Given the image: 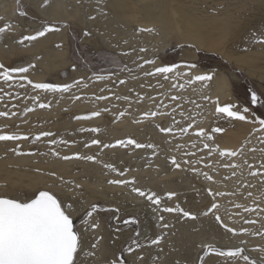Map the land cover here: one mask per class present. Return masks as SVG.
I'll return each mask as SVG.
<instances>
[{"label":"bare ground","instance_id":"bare-ground-1","mask_svg":"<svg viewBox=\"0 0 264 264\" xmlns=\"http://www.w3.org/2000/svg\"><path fill=\"white\" fill-rule=\"evenodd\" d=\"M41 1L46 2L43 7H39ZM76 1L77 0H23V4L27 5L33 12H35L39 16H42L48 21H55L62 25L57 29L53 28L56 30L46 32L43 37H39L37 40L19 43L23 36L35 35L36 32L41 31L45 28H49L50 26L40 25L34 20L21 15L18 11V0H0V27L11 25L10 30H7L3 34V39H0L1 57H4V54H8L11 56L12 51L14 50H19L20 52L25 53L24 61H26L28 67L29 65H31L26 75L28 79L32 80L34 83H43L41 81H44V79H46V75H48V73H57L60 69L67 70L70 73L69 80H72L79 76L80 79H82L85 83L89 81L91 82V86L88 85L87 87H83L78 91H74L75 89L72 88L70 92L65 93L66 95L80 94L79 97L81 98L79 100H70L67 97L66 99L63 98L61 101L59 100L60 103L57 104V108L59 110H57L56 113H54L52 106L43 109L38 107L39 103L47 104L49 102V96H54L52 94L53 92H45L43 90L34 89L32 85L26 83L27 81H25L28 87L27 89H31V92L38 93L39 98L35 104L33 102H30L29 100H26L27 94H22V97H15L11 94L14 97L10 100H14L15 103L10 101L4 108L0 109V111H7L10 113V118L0 117V134L17 133L29 136V133L38 135L41 132L47 131L54 133L55 135L53 137L42 138L40 141L35 143L33 142V137H31V140L28 139L27 141H0V155H3V157L0 156V181L5 182L10 187L12 186L16 189L24 188L26 190L24 197L22 196V198H16L25 200L30 198V193L34 192L38 188H40L41 191H54L58 195L61 194L59 195L60 197L63 196V193L60 191L59 187L63 186L64 183H62L61 178L60 180L63 185H58V174L64 175L65 177L66 175L72 176L73 178L78 180L75 181L83 185V187L88 191L89 201L87 205L94 201L101 200L107 203V205L114 207V204L111 203L113 201L111 200H115V202L117 203L115 207L119 209V212H117V217L119 219L124 216V214H137L138 209H143L146 212V202H143L144 197H142L143 199H140V196L132 192V185L124 186L109 183V181L114 179H126L130 181V178L134 177L135 186L143 190L145 193L146 191H152L156 189L159 193L162 204L167 205V207L173 206L172 208L179 206L185 211H189L197 216V219L195 220L186 218L182 215V213L179 212H174V215L170 216V218L173 219V226L171 229L172 231L170 232L172 248L170 249V251L164 250L161 252V264H175L176 259H180L181 264H189L193 262L196 255L194 251H196L197 245L199 247L203 245H211L222 248L224 250L234 248V246L244 248L245 246L249 245L248 241L245 240L246 237L244 235V238H241V234H239L240 236H238L237 233L233 235L232 233L226 231V228L223 226V224H226L228 227L234 228L236 227V224L234 225V222H232L233 220L231 222L224 221L226 219L225 218L223 220V224H219L218 222L216 223V221H214V219H212L211 217L203 215L204 211L207 210V207L205 208L207 198L208 196H211L208 195V192L205 190L206 187L202 189V186H198L193 182L192 176H189L187 173H185L184 169L174 170L169 164L171 155L170 152H172V154L174 153V151L170 150L171 148H173V146H175L174 138H176L175 135L179 131L178 129H176L178 127L177 124L173 122V114L167 117L169 120L168 123L171 125H169L168 127H171L173 129L170 135L168 133L165 134L166 132H160L159 128L154 123L155 118H150L151 111L149 109H146V114L149 115H142L139 111L130 115L131 112L129 113V105L131 104V102L126 100L125 98L122 99V101H124V106H120L119 109L116 108L117 106H108V100H111V98L113 99L114 94L112 97L109 96L107 99H96L97 96L106 94L107 91L112 88H118L121 90L124 89L123 91H125L127 89L125 86L132 80L135 84H141L144 79L148 78L144 75V71L154 70L155 67H158L160 66V64H162L161 61L159 59H156L154 60L155 64H145L144 70H141L138 75L128 73L127 71H122L111 76H107L104 80L98 81L95 79V76H89V74L85 70L73 67L71 61L66 58L69 48L68 29L70 26H76L77 23L83 22V18H78L81 5L77 4ZM96 6H99L96 10V13H98V11L99 13L94 20H91L92 23L97 25V27H101V31L104 29L106 30L103 24H107L109 29L111 28L112 30L114 29L116 31L115 34L117 35V39L121 38L125 40V44H123V46L121 47H118L116 44H114V40L112 38H108L106 36L102 38L106 41H104L105 46L109 50H113L114 52H116V54L119 55L127 64L131 63L132 55L129 56V52H127L128 54L125 55L124 51L126 50L127 45H130L134 42V39L132 38L134 35H142L146 40L147 38L149 40L154 39L155 44H158L160 43V40L165 41L166 39H168L170 34L176 33L181 38V43L184 42L186 44L193 45L198 50L205 49L210 52H215L229 61L233 67L244 70L248 74L258 77L259 79L264 81V66L259 67L256 65V63H258L259 59L262 56V58H264V43L258 42L260 39H264V37L260 36L261 33H264V0H105V2H101L100 5ZM100 9H103L102 12ZM248 14H251V16L245 18V16ZM83 25H81V27ZM241 25H243V27L247 26L248 29L250 28L249 32L252 31L253 35L249 36V32L245 34V37H240V35H238L237 40L239 42L237 41L238 43L236 44L232 43L227 47V37L229 35H232L235 29H238V26ZM87 26L91 28L92 31L97 32L96 28H92L89 25ZM33 29L36 31L34 32ZM141 29H151V31H140ZM107 32L108 31H105L104 34H107ZM226 34L228 35L227 37ZM238 34H240V32ZM16 35H18V38L15 37ZM20 37L21 39L18 40ZM234 41L236 42V40ZM167 45L168 44L166 43V46ZM168 48L169 47H167L166 49ZM151 50H154V48H152L150 44V53L146 52V54L144 55V57H146V60H150L149 58H151V56L154 54V51ZM186 52H189L188 49ZM185 53L182 54V58L188 61H194L196 59L195 53L191 56L189 54L185 55ZM143 61L144 60L142 59L141 63ZM186 64H190V62L178 64L181 66L179 69V74L168 75L170 77L169 80H176V82L184 80L187 86L186 92L189 94V99L191 101H195V105H199V107L195 106V112L192 107H189L191 108L190 114L202 112V116H204L203 119L207 118L205 125L207 126L208 124H210L209 127H211V125L213 124H215L213 125V127H217L218 124H221V126L224 128L223 133L219 135V137L215 136L217 137V139H219L218 142L220 143L217 144V146H219L221 150H235L234 147L239 145L242 138L247 134L246 137H248V139L247 141L245 140V144L243 143L244 146L242 144L243 149L240 148L242 151H239L241 155L240 157L243 158V156H248L249 149L252 143L253 146L259 145L261 143V146H259L263 149L264 159V143H262V141H264V131L260 130V125L258 123L255 122L251 126V128H249V125L246 126V124L239 123V120L233 122L232 119L230 120V118H226L225 114H217L215 112V102L217 100L219 101L220 106L231 104L233 102L230 94V80L232 79V76L224 75L219 70H213L206 74L204 71H202L201 68L197 66V70L193 72L194 75H211L212 79L189 84L188 78L184 75V73L189 71V69L184 67V65ZM157 77L159 79L163 78L162 76ZM119 80H124L126 82L121 85L119 83ZM99 83V87H101V83H105L106 85L110 84L112 88H103L97 91L91 89L95 86V84ZM105 84H102V86H105ZM13 88V86L10 87V89ZM118 89L115 90L117 91ZM166 89H171V92L173 91L177 93L176 88L170 87ZM166 89L164 87L163 91H166ZM152 91L154 92V88L152 89ZM160 91L162 90L160 89ZM129 94L138 96L134 95L135 92H131ZM87 97L90 98V101H87ZM205 97H207V99H205ZM43 98L44 101L41 102ZM133 100L136 101L137 97ZM139 100L142 101L144 100V98H141ZM28 102H30V104H28ZM67 103H70V105H67ZM158 104L160 103H157V105ZM64 105H66L67 109H60V107ZM26 108H33L34 111L25 114ZM104 108H107L108 111H102ZM111 108L114 110H111ZM68 110L71 114L68 113ZM94 111H101V115L99 117H93L91 119H76V117L90 115V113ZM12 112H15L16 115L11 116ZM65 113L67 114L65 117H63L62 115ZM121 113H123V115H121ZM213 114L216 115L214 116ZM103 115H106L108 117L105 118L103 117ZM230 123H233L235 125L229 127ZM92 128H99L100 131L98 133L81 131V129L87 130ZM194 128L195 126L190 129ZM189 133L192 134L194 132L192 130ZM193 136L195 135L193 134ZM93 138H98L101 141V145L85 147L84 145L86 143H90L91 139ZM129 138L135 139L138 143L144 145L153 144L155 145V148L145 147L137 149L131 145L128 147L117 146L114 148L102 147L103 144H115L118 140H127ZM167 138H170L169 141H167ZM197 138L199 137L195 136V139ZM51 139H55L57 143L54 145L49 144L48 141ZM62 140L68 141V143H60V141ZM182 140L184 139L182 138ZM199 140L202 141L203 144L209 143L210 145H212L211 141H215V138L213 137V140L211 141L207 140L206 137L199 138ZM196 145L198 144L196 143ZM34 147L38 149L37 152H29L31 151L29 149ZM13 149H16V151H13ZM192 150H194V148ZM43 151H45V154L42 157L46 158L39 159L41 152ZM53 151H58L60 153V157L53 155ZM17 152L21 154L18 155ZM258 152L259 150L255 149L256 159H260L261 161L262 158L259 156ZM75 153H79L81 156L95 155L97 159L95 162L75 158L70 160L62 159V157L65 155L73 156ZM196 153L199 157L200 153L198 154L197 150ZM215 154L213 151L212 155L215 156ZM180 156H183V154ZM35 159H39V161L35 163ZM225 159H228V157H226ZM202 160L204 161V159ZM195 163L193 165L189 164L188 166H191V168L195 169L197 168L195 166ZM255 163L258 162L255 161ZM105 164L114 165L123 174L120 175L118 174V172L111 171L110 169L104 167ZM202 166L204 165L202 164ZM128 167L130 169H127ZM198 167H200V165ZM38 168H42L43 170L41 172L40 170L39 172H37ZM221 169L222 168H220V173ZM205 170L208 169L206 168ZM201 172L202 171L199 172L200 175ZM210 173L213 172L210 171ZM215 173L217 172L215 171ZM229 174L230 173L228 172V175ZM197 175L198 174H196L195 176ZM222 176L224 177L223 174ZM198 178H196L198 180L197 182H202L203 180H205V177L204 179ZM232 180H234V178ZM214 181H216V179L214 180L213 178L212 182ZM207 184L210 185L209 183ZM204 185H206V183ZM214 185H216V183ZM214 185H212V187ZM225 186L226 185H224V187ZM227 187L229 188V185H227L225 188ZM68 189L69 188L65 190ZM209 189L211 188L209 187ZM108 190H117L116 192H119L118 197H111L108 194ZM1 191L2 190H0V193ZM169 192H174L176 195L169 199L167 196ZM133 199H135L136 202L132 201ZM67 200H65L66 203L72 204L73 206V219L75 220L83 214V212L85 211V207L79 206L76 202H69ZM177 201L179 203L175 206L174 202ZM234 205L236 204L234 203ZM161 206L163 207V205ZM121 210H123L124 213ZM262 216H264L263 212ZM141 219L142 227L140 237H137V241L141 245V247L137 248L135 244L130 247L134 250L131 252L128 251L126 256L123 258L124 260H127L128 263L149 264L146 262L145 255L152 252L153 250L149 244L150 242H148L150 228L153 227L150 224L151 222L148 216L143 215L141 216ZM86 221L96 223L97 213L94 214L93 219L89 220V218H87ZM84 226L85 222L79 223L78 225H76V230L82 231ZM117 231H111L108 229L104 230V237L102 239L103 242L101 240L103 244L98 252L100 253L101 258L106 259V257L111 252L112 255L120 254V251H122V247L130 240L132 236L130 229ZM94 232L96 233L97 230L95 229ZM86 233L87 231L83 234L85 245L84 251L80 254V258L77 260V264H81V262H83V264H100L102 261H100L99 263L97 262V259L91 258L93 259V262L90 261L91 256L88 255V252L91 250V245L87 240L88 238L86 237ZM96 243L100 245L99 242ZM98 245L97 247H99ZM114 246L115 249H112V247ZM257 246L259 247V245ZM92 251H94V249H92ZM192 253H194L193 256ZM109 258H111V256ZM99 260L100 258L98 259V261ZM208 263L230 264V262L226 260L218 261L214 256L209 257ZM101 264H111V262L106 260Z\"/></svg>","mask_w":264,"mask_h":264},{"label":"rangeland","instance_id":"rangeland-1","mask_svg":"<svg viewBox=\"0 0 264 264\" xmlns=\"http://www.w3.org/2000/svg\"><path fill=\"white\" fill-rule=\"evenodd\" d=\"M76 2H77V4L81 5L80 6L81 9H80V13H79L78 18H83L82 23L84 25L80 22V23H77L78 25L76 24V26H70L68 29L69 48H68L66 58L69 61H71L73 67H75L77 69L85 70L89 74V76H96L99 74V75H104L105 77H107V76H111L113 74H116V73H119L122 71H127L128 73L138 75L140 73L141 69L139 67H137V65L143 64V62L141 63L142 59L146 60V57H144V55L146 54V52L150 53V44H151V47L154 48V50H151V51H154V54L149 59L150 60L159 59L162 63V64H160V66L161 65L162 66H170L172 64L178 65L180 63L190 62V63L196 64L206 74H208L209 72H211L213 70H219L224 75H231L232 79L230 80V94H231V98L233 99L232 103L239 108H243L245 106H248L252 109V112L249 115L247 121H238L236 119L230 118V120L232 119L233 122L238 121L239 123L246 124V126L249 125V128H251V126L255 123L252 120L253 116L255 117L256 121H258L259 119H264V107H261L259 105H248L246 103L250 98V92L251 91H255L258 95L261 96V99H264V81H262L258 77L252 76L244 70H240V69L233 67L229 61H227L225 58H223L222 56H220L219 54H217L215 52H210V51H207L205 49L198 50L193 45L186 44L184 42L181 43L182 40L176 33L170 34L168 39H166L165 41L160 40L159 41L160 43H158V44L157 43L155 44L154 39L149 40L146 37L147 40L149 41V43H148V41L145 39L144 36H142V35H134L133 36L132 35L134 42L130 45H127V48L124 51L125 53L129 52V56L132 55L131 63L127 64L119 55L116 54V52H114L113 50H109L105 46V44H104L105 40H103L102 38L104 36H106L108 38H112L114 40V44H116L118 47L123 46V44H125V40H123L121 38L117 39V37H116L117 35L115 34L116 31L114 29L112 30L111 28L109 29L107 24L106 25L103 24L104 28H106V30L105 29L104 30L108 31L107 34H104L105 31L104 30L101 31L100 30L101 27H97V25H95L91 21V20H94L98 16V13H99V11H98V13H96V10L99 7V6L97 7L96 5H100V3L105 2V0H77ZM76 2H75V4H76ZM45 3L46 2L41 1V3L39 4V7H43ZM102 10H101V12H102ZM18 11L20 12V14L25 13L24 16L34 20L35 22L39 23L40 25H49L50 27L56 28V29L62 25V24L57 23L55 21H51V20L48 21L45 18H43L42 16H39L38 14L33 12L27 5L23 4V0H18ZM249 16H251V14L246 15L245 18H247ZM81 25H83V26L81 27ZM87 25H89L92 28H96L97 32L92 31V29L89 28ZM249 29L247 28V26L243 27V25H241V26H238V29H235V31L232 35L228 36L226 34V37L228 36L226 39V46L228 47L232 43H235V44L238 43L239 42L237 40L238 35H240V37L241 36L245 37V34H247L249 32ZM33 31L35 32L36 30L33 29ZM86 32L89 33V35L85 36ZM239 32H240V34H238ZM228 33H229V31H228ZM230 33H231V29H230ZM248 34H249V36L253 35V32L250 31ZM17 36L18 35H16L15 37L18 38ZM0 39H3V35H0ZM20 39H21V37L18 40H20ZM234 40H236V42ZM166 43L168 44L167 46H166ZM167 47H169V48L166 49ZM141 48L145 49V51L141 52L140 51ZM187 49L190 53L186 52ZM184 53H185V55L189 54L190 56L195 53L196 59L194 61H188V60L181 57L182 54H184ZM262 57L259 59L258 63H256V65L259 67L264 66V58H262ZM24 58H25V53L20 52L19 50H16V51L14 50V51H12L11 56L8 54H4V57L0 56V62L2 65H4L6 68H9V69L17 68V67H28V64L26 63V61H24ZM137 58H139V59H137ZM24 75H26V74H24ZM13 76L15 77V79L13 81L8 82L7 84H5L2 80H0V87H2L4 89L2 92H0V96L3 97V99L0 100V109L4 108L8 104V102H10V101L15 103L14 100H10V99L13 98L14 96L15 97H17V96L22 97L23 96L22 94H27L26 100H29L30 102H33L35 104L36 101H33L32 98L36 97V96L39 98L38 93L31 92L30 91L31 89L30 90L27 89L28 88L27 84H26L27 82L25 83V81H20V79H19L20 74L13 73ZM69 79H70V73L67 70L60 69L59 72H57V73H53V72L48 73V75H46V79H44V81L42 80L41 82L49 83V84L63 85V84H73L76 81L82 80V79H80L79 76H77L76 78H74L72 80H69ZM160 79L158 77H151V78L148 77V78L144 79L141 82V84H135L132 80L125 86L127 88L125 91H123L124 89L121 90V89L115 88V89H118L116 91L114 88L111 87L110 84L106 85L105 83H101L102 88L99 87L100 86V83H99V84H95V86L98 85V86H96L98 89L95 86L92 87L91 89L97 91V90L103 89V88H105V89L112 88V89L108 90L106 94H103V96L112 97L114 94V96H113L114 98L113 99L111 98V100H108V106L109 105L114 106V107L117 106L116 108H118V109L120 106H124V101H122V99L126 97L127 98L126 100L131 102V104L129 105L130 106L129 107V113L131 112L130 115H132L133 113H137L138 111L140 112V114L144 115L147 113L146 109H149L151 111V113L152 112L162 113V114L150 117V118H155L154 123L159 128V130L161 127H168L170 125L168 123L169 120L167 117L171 116L173 114L174 115L173 116V118H174L173 122L177 124L178 127L176 129H178L179 131L175 135L176 138H174V140H175L174 145L175 146H173V148H171V150H170V151H174V153H175V154L174 153L172 154V152H170L172 156L170 155L169 164L171 165L172 169H174V170L175 169H177V170L184 169L185 173H187L189 176H192L193 182L196 185L202 186V189L205 187L207 188V189L205 188V190L208 192V195H209V187L211 188L213 193H215V192L225 193L226 195H223V196H212V195L208 196L205 208L210 207V204L213 202L217 203L220 206L217 214L221 216L222 221L225 218L226 219L224 221H230L231 222L233 220L232 222H234V225L236 224V227H237V228L234 227V229H236L237 235L240 236L239 234H241V238H244L243 235L246 237L245 240L248 241L249 245L242 248V249H244L243 254L249 255L253 259L264 257V251H260L261 249H264V236L256 234V233H264V216H262V212L264 214V211H260V210L264 209V204H262V203H264V176H260V175L252 176L249 174L250 171H253V170L260 168L261 162H264L263 149L260 147L261 143L259 144L260 146L259 145L253 146V143L250 146V149L254 148V149L259 150L258 153H259V156L262 158L261 161H260V159H256L255 151H249L248 156H243V158L240 157L241 156L240 154H238V156H236V157H231V156L221 157V156H219L218 152H216V151H214V154L216 152L215 156L212 154L208 155L209 150L203 148L202 141H200L199 138L195 139V136H193L194 133L191 134L189 132H191L192 130H193V132H195L198 128H201V127L204 128L207 133L211 134L215 138V141H211L212 145H210V146H212V149H215L216 148L215 146H217V144L220 143V142H218L219 139H217V137H219V135H221L223 133V131L222 132H215V131H213V129H215L217 127L222 128V129H224V128L221 126V124H218L217 127H213V125H215V124H213V125H211V127H209L210 124H208L207 125L209 127L208 128L205 125L207 118L203 119L204 116H202V112L190 114L191 108H189V107H192V109L194 110L195 106H197V105L192 104L190 102L191 100L189 99V94L186 92L187 86H186V83L184 80H181L180 82H176V80H169V79L163 80V78H160ZM90 83H91L90 81L87 82L86 83L87 86L88 85L91 86ZM158 83H160L162 85H160ZM20 84H23L24 87L23 88L20 87ZM102 84H105V86L103 85L104 86L103 87ZM172 84L177 85V87H176L177 93L173 92V91L171 92L170 91L171 89H166V88H170ZM180 84L184 85L183 89H181L179 87ZM11 86H13L14 88L10 89ZM164 87H165L166 91H163ZM73 88L75 89L74 91H78L79 89L83 88V86L73 87ZM93 88H95V89H93ZM153 88H154V92L152 91ZM160 89L162 91H160ZM131 92H135L134 95H138V96L130 95L129 93H131ZM11 94L14 96H12ZM52 94L54 96H49V102L47 104H50V106L53 107L54 113H56L57 110H59L57 108L58 107L57 104H59L63 98L66 99L68 97L70 100H74L72 98L73 96H80V94L66 95L65 93H59V92H55ZM94 94H97V93H94ZM172 95H178L180 97V100L175 101V102L172 101L170 99V97ZM117 96L121 97V99H117ZM136 97H137V100L134 101L133 99H135ZM141 98H144V100H142V101L139 100ZM43 101H44V98L41 100V102H43ZM87 101H90V98H88ZM30 102H28V104H30ZM98 103H104V102H98ZM157 103H160V104L157 105ZM185 103H187L188 105ZM67 105H70V103H67ZM60 109H67L66 105L60 107ZM187 109H189V110H187ZM111 110H114V109L111 108ZM64 112H67V111H64ZM194 112H195V110H194ZM68 113H69V110H68ZM66 114L67 113L63 114L62 116L65 117ZM69 114H71V113H69ZM213 115L215 116L216 114H213ZM103 117L107 118L108 116L103 115ZM175 117H179V118H175ZM226 118H228V117H226ZM193 122H194L195 128L189 129V132L186 134L183 132L181 134V132H180L181 126L180 125H182L183 127H187L189 123H193ZM233 125H235V124L230 123L229 127H232ZM196 126H197V128H196ZM160 132H162V131H160ZM165 134H167V133H165ZM168 134L171 135V133H168ZM36 135L37 134L34 135L32 133H29V139L31 140V137L34 138ZM215 136H217V137H215ZM246 136H247V134L245 135V137H243L244 139L242 138L241 143H239V145L234 147V149L236 151L239 152L241 149H243L242 144L244 142H246L248 139V137H246ZM182 138L186 142L184 140H182ZM169 139L170 138H167V141H169ZM189 141H191V142H189ZM192 143L198 144L197 145L198 147H195L194 150H192L193 149ZM214 143H215V146H214ZM244 144H243V146H244ZM199 145L202 147H200ZM181 149H183V150H181ZM201 149H204V150H201ZM29 150H31L29 152L34 153V152H37L38 149L34 147V148L29 149ZM196 150L198 151V154L200 153L199 157L196 153ZM206 150H208V151H206ZM191 153H195V156L190 155ZM212 153H213V151H212ZM44 154H45V151L41 152L39 159L46 158V157H42ZM182 154H183V156H180ZM185 155H187V156H185ZM0 156L3 157L2 154ZM226 157H228V159H225ZM172 158H175L176 161L178 163H180V165H182V166L180 168H176L175 165L172 164ZM39 159H35L34 162L36 163L37 161H39ZM189 159H191V160H189ZM202 159H204V161H207V162H204ZM252 160L254 163L252 162ZM186 161H190V163H186ZM194 161L197 162L200 165V167H198L199 165L197 163H195ZM212 161H214V162H212ZM245 161H247L248 163L246 164ZM255 161L258 163H255ZM193 162L195 163V166L197 167L195 169L191 168V166H188L189 164L193 165L194 164ZM217 162L218 163L221 162V163L218 164ZM239 162L242 164H240ZM228 163L241 165V166L239 165L238 168H234V172H235L234 176L231 174V173H233L232 168L230 169V167L226 168L223 166L224 164H228ZM183 164H187V165H183ZM202 164L204 166H202ZM248 164H252L255 167L250 169L248 167ZM209 165H212V166H209ZM215 165H216V169H215ZM242 167H243V169H242ZM206 168L208 170H205ZM220 168H222L221 173H220ZM244 168H245V170H244ZM127 169H130V168L128 167ZM199 169H200V171H202L201 175L199 173L200 172ZM39 170L41 172L43 169L38 168L37 172H39ZM213 170H215L217 173H215V171H213ZM238 170H239V172H238ZM189 171H191L192 173ZM206 171H207L208 175L212 176L214 178V180L216 179V181L212 182L213 179L211 181H208L207 179H205V180H203L204 182L202 181L203 183L201 181L197 182L198 180L196 178H198L199 176H200L199 177L200 179H204V176L202 173H204ZM210 171L213 173H210ZM226 171H227V173H226ZM260 171L264 172V169H260ZM46 172H48V171H46ZM228 172L230 173L229 175H228ZM237 173H239V174H237ZM196 174H198V175L195 176ZM212 174H214V175H212ZM222 174L224 175V177L222 176ZM218 175H220V176H218ZM231 176H233V177H231ZM225 177H228V179H225ZM233 178H234V180H232ZM235 178H236V180H235ZM60 179L62 180V183H64V185L61 183ZM223 179H225V180H223ZM75 180H77V179L73 178L72 176L66 175V177H65L64 175L58 174V180H57L58 185L60 184V185H63L64 187L63 186L59 187L60 191L63 193V196L60 197L59 195H61V194H59V195L57 194V196L64 201L69 199L67 201L76 202V203H78L79 206L85 207V211L83 212V214L75 219V220H77V225L79 223L86 221V219L88 218L86 216V212L91 209V206L93 204L99 205L100 208H103V209H117L115 207V205H117L115 200H111L113 202L110 201L112 204H114V207L107 205V203H105L101 200L94 201L92 203H89V205H87L88 201H89L88 191L83 187V185H81L80 183L77 182L78 180L77 181H75ZM132 180H135L134 177L130 178V181H132ZM66 181L70 182V183L65 184ZM0 183H1L0 184V190L5 192V193H3L1 191L0 196L6 195V197H8V198H16V197L22 198V196L24 197L25 192H26V190L24 188L16 189L15 187H12V186L10 187L5 182L0 181ZM205 183H206V185H204ZM207 183H209L210 185H208ZM215 183H216V185H214ZM217 183H218V185H217ZM241 183H243V184H241ZM77 185L79 187H77ZM212 185H214L215 187L213 186L214 187L213 188ZM224 185H226V186L229 185V188L228 187L225 188L226 186L224 187ZM234 186H236V187H234ZM222 187H224V188H222ZM67 188H69V189L65 190ZM11 191H13V192H11ZM39 191H41L40 188L36 189L34 192L30 193V197H34L36 194L39 193ZM116 191L117 190H108V192H109L108 194L111 197L116 198V197H118V193H119ZM152 191L159 196V193L156 189L152 190ZM152 191L149 190V191H146V193L151 194V193H153ZM250 191L252 193L251 196L248 195V193ZM17 192H19V193H17ZM52 192L55 193L54 191H52ZM234 193L236 196L234 195ZM255 196H256V198H255ZM232 197H234V198H232ZM140 199H143V198L140 197ZM218 199H220V200H218ZM132 201H135V199H133ZM143 202H146V212L143 209L142 210L138 209L137 214H135V215L134 214H129V215L124 214V216H122L119 219H117V212H114V211L97 212V222L96 223L98 224V227L95 228L97 230V232L96 233L94 232L95 229H89L86 233L87 234L86 237L88 238L87 240L89 241L90 245H92V244L98 245V243H96V242H99V244H100V245H98L99 247H96L94 249V251H93L95 253L94 255L95 256L97 255V256L95 257L94 255H91V257H90L91 262H93V259H97V262H99V263H100V261L104 262L106 260L112 262L113 259H116L117 261L122 260L121 257L124 258L126 256L128 249L134 244L133 241L138 240L137 239L138 236L136 235V233L141 232V227H142L141 216L146 215L150 218V222H151L150 224L153 227V228H150V234L148 235V242H150L152 240V238L155 239L157 237H162L159 245H152L151 243H149L153 250H152V252L145 255L146 262L149 264H161L162 263L161 262L162 256H160L161 252L164 250L170 251V249L172 248V245H171L172 241H171L170 232L172 231L171 229L173 226V223H172L173 219L170 218V216L174 215V212H172V213L167 212L166 213V212L162 211L161 209L164 207H167V205H164L161 203V205H163V207L161 205H160L161 208L156 207V205L151 204L145 197H144ZM233 202L236 205H240L241 207H239V208L235 207ZM178 203H179L178 201L174 202V205L176 206V205H178ZM170 205H172V204H170ZM256 207H257V209H256ZM245 208H249V209L254 208V209H256V211L255 212L245 211ZM121 211L124 213L123 210H121ZM121 211H120V213H121ZM205 211H207V210H205ZM160 216L164 217L163 221H161L159 219ZM133 217L136 218L138 223H135V224H133V223L124 224L123 223L124 220H130ZM167 217H169V218H167ZM207 217H211L212 219H214V221H216L212 214L207 215ZM245 220H255L257 222L255 224H248V223H245ZM90 223H93V222H90ZM164 223H167L169 225V227L163 228ZM216 223H217V221H216ZM219 224H221V223H219ZM244 228L247 229V232L242 231ZM105 229H108L111 231H117V230L121 231V230L130 229V231L132 233L130 240L127 243H125L124 246L122 247V249H121L122 251H120L121 253L118 255H112V252H111L107 256L108 259H107V257H106V259L101 258L100 253H98L102 247V244H103L102 239L104 237V230ZM90 231H93V232H90ZM88 234H91V235H88ZM139 237H140V235H139ZM101 240H102V242H101ZM257 245H259V247ZM204 246L205 245L200 246V247L198 245L196 246V251H194L196 254L195 260L193 258L194 261L189 263V264H201L199 258L201 256H204ZM212 247H215L221 251H227L228 250V249L224 250V249L216 247V246H212ZM112 249H115V246L112 247ZM91 251H92V249H91ZM193 255H194V253H192V256ZM110 256H111V258H109ZM211 256H214L215 259H217L218 261L226 260V261L230 262V264H245V261H243L242 257H240V258L218 257L215 253H210L208 256H204V264H209L208 260H209V257H211ZM91 258H93V259H91ZM99 258H100V260L98 261ZM124 264H133V263H128L127 260H124Z\"/></svg>","mask_w":264,"mask_h":264},{"label":"snow or ice","instance_id":"snow-or-ice-1","mask_svg":"<svg viewBox=\"0 0 264 264\" xmlns=\"http://www.w3.org/2000/svg\"><path fill=\"white\" fill-rule=\"evenodd\" d=\"M25 13H21L24 15ZM11 25H7L5 27H0V35H3L7 30H10ZM51 27L45 28L41 31L36 32L35 35H25L19 41V43H24L25 41H34L37 40L39 37H43L46 32L53 31ZM140 31H151V29H141ZM89 35V33H85V36ZM261 37H264V33L260 34ZM258 42L264 43V39H260ZM141 52L145 51V49L141 48ZM128 53H125L127 55ZM145 64H155L154 60H144L143 64H138L141 70H144ZM31 67V65H29ZM29 67H17V68H6L4 65L0 64V80H2L5 84L10 81H13L15 77L13 73L20 74L19 79L21 81H27L29 85H32L34 89L43 90L45 92H59V93H67L70 92L73 87H87V84L83 81H76L73 84H49V83H34L32 80L28 79L27 75ZM180 65L172 64L170 66H158L155 67L152 71H144V75L147 77H157L162 76L164 80L170 79L168 74L177 75L179 74ZM188 72L184 73V75L188 78V83L192 84L194 82H203L206 80L212 79L211 75H200V74H193L195 70H197V65L194 63L184 65ZM96 80H104V75H96ZM126 81L119 80V83L122 85ZM20 87H24L23 84H20ZM172 88H176V84L171 85ZM179 87L181 89L184 88L183 84H180ZM4 89L0 87V92ZM74 100H79L81 97L73 96ZM106 96H97V100L107 99ZM151 98V97H150ZM3 97L0 96V100ZM33 101H37L38 97H33ZM117 99H121V97L117 96ZM125 99H127L125 97ZM154 99V98H153ZM172 101H179L180 97L178 95H172L170 97ZM207 99V97H205ZM191 103L195 104V101H190ZM215 112L217 114H225L228 118H233L239 121H247L249 115L252 112V109L248 106L243 108H239L234 104H226L224 106H220L219 101L216 102ZM248 105H259L264 107V99H261V96L258 95L255 91L250 92V98L246 102ZM14 107V106H13ZM39 108H46L50 107V104L46 103H39ZM199 107V105H197ZM34 111L33 108H26L25 114ZM102 111L107 112L108 109L104 108ZM162 113L152 112L150 113L151 116H156ZM16 113L12 112L11 116H15ZM101 115V111H94L91 112L90 115L83 116V117H76V119H91L93 117H99ZM123 115V113H121ZM149 115V114H146ZM0 117H9L10 113L7 111H0ZM252 120L260 125V130L264 131V119H259L256 121L255 117H252ZM139 122V121H137ZM194 127V122L189 123L187 127H180V131L183 133H188L190 128ZM81 131H90L93 133H98L100 131L99 128H92V129H81ZM160 131L171 133L173 129L171 127H161ZM215 132H222V128H215L213 129ZM55 134L51 132H41L36 135L33 139V142H38L42 138L45 137H53ZM194 135L199 138L206 137L207 140H213V137L205 131L204 128H198ZM29 139L28 135H21L17 133H8V134H0V141H27ZM49 144H56L57 141L55 139H51L48 141ZM62 144H67L68 141H60ZM264 143V141H262ZM93 145H101V141L98 138L91 139L90 143H86L85 147H91ZM134 146L135 148H155L153 144H141L138 143L135 139L129 138L127 140H118L115 144H103V148H114L117 146L120 147H128ZM193 148L197 147L196 144L192 145ZM203 147L205 149H209L208 155L212 154V151L218 152L219 156H231L236 157L240 154L236 150H221L219 146H216L215 149H212L209 143H204ZM16 151V149H13ZM242 151V150H241ZM249 151H255V149H249ZM17 154H21L17 152ZM31 154V153H29ZM53 155L60 157V153L58 151H53ZM190 155H195V153H191ZM84 159L88 161H96L95 155H84L81 156L79 153H75L73 156L65 155L62 157L64 160L70 159ZM186 163H190V161H186ZM247 164L248 162L245 161ZM172 164L175 165L176 168H180L181 165L176 161L175 158H172ZM226 168H238V164H224ZM104 167L110 169L113 172H118V174L122 175L123 173L120 172L114 165L112 164H105ZM248 167L252 169L254 166L252 164H248ZM260 169H264V162H261L260 168L250 171V175L252 176H264V172H261ZM205 179L212 180L213 177L208 175L207 172L202 173ZM235 175V172L232 173ZM228 179V177H225ZM68 183V182H65ZM111 184L116 185H132L131 191L136 193L140 197H146V199L153 205L160 207L161 199L156 193H145L143 190L135 186V181H129L126 179H114L109 181ZM77 187H79L77 185ZM176 194L174 192H169L167 194L168 198L171 199ZM209 195L212 196H223L225 193L222 192H215L213 193L211 189H209ZM249 196L252 195L251 192L248 193ZM219 205L215 202L211 203L210 207L207 208V211L203 213V215L207 216L212 214L215 220L218 223L223 224L221 216L217 214ZM235 207L239 208L240 205H235ZM164 212H179L186 218H190L192 220L197 219V216L189 211H185L184 209L180 208L179 206L172 208V207H164L161 209ZM103 211H114L118 212L119 209H103L100 208L99 205L93 204L91 209L86 212V216L89 220L94 218V214L97 212ZM245 211H252L255 212L256 209H249L245 208ZM261 211H264L262 209ZM73 213L74 209L72 204L66 203V201L60 199L57 194L50 192V191H39L34 197H30L25 200H21L19 198H8L6 196H0V264H77V260L80 258V254L84 251V232L88 231L89 229H95L98 227L97 223H90L89 221H85V226L82 231H78L75 229L73 223ZM118 219V217H117ZM159 219L161 221L164 220L163 216H160ZM257 221L255 220H245V223L248 224H255ZM124 224L129 223H138L136 218H131L130 220H124ZM226 228V231L232 233L233 235L236 234V229L228 227L226 224H223ZM169 225L167 223L163 224V228H168ZM243 232H247V229L244 228ZM258 235L264 236V233H256ZM137 236L140 235L139 232L136 233ZM162 237H157L152 239L150 243L152 245H159L161 242ZM133 243L136 245L137 248L141 247L138 241L134 240ZM91 249H95L97 244H92ZM134 249L129 248L128 251H133ZM260 251H264L261 249ZM210 253H215L218 257H230V258H240L242 257L245 264H264V257L253 259L249 255H245L244 249L239 246H234V248H230L227 251L218 250L215 247L210 245L204 246V256H208ZM93 251H89L88 255H94ZM204 256H201L200 262L204 264ZM83 264V262H81ZM111 264H124L123 260L117 261L113 259ZM175 264H181L180 259H176Z\"/></svg>","mask_w":264,"mask_h":264},{"label":"water","instance_id":"water-1","mask_svg":"<svg viewBox=\"0 0 264 264\" xmlns=\"http://www.w3.org/2000/svg\"><path fill=\"white\" fill-rule=\"evenodd\" d=\"M73 223H74V226H75V229H76V225H77V220H74L73 219ZM139 237V236H138ZM138 239V238H137ZM121 259L124 261V259L121 257Z\"/></svg>","mask_w":264,"mask_h":264}]
</instances>
